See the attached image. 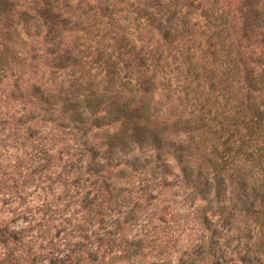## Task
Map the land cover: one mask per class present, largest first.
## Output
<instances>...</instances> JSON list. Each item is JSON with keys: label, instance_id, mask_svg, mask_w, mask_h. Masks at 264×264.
<instances>
[{"label": "clouds", "instance_id": "clouds-1", "mask_svg": "<svg viewBox=\"0 0 264 264\" xmlns=\"http://www.w3.org/2000/svg\"><path fill=\"white\" fill-rule=\"evenodd\" d=\"M0 5V264H264V0Z\"/></svg>", "mask_w": 264, "mask_h": 264}, {"label": "rangeland", "instance_id": "rangeland-1", "mask_svg": "<svg viewBox=\"0 0 264 264\" xmlns=\"http://www.w3.org/2000/svg\"><path fill=\"white\" fill-rule=\"evenodd\" d=\"M82 2H84V0H82ZM121 2H124V0H121ZM120 11H122V9H120ZM113 21H114V18L112 19V20H110L109 21V23L110 24H112L113 23ZM125 38H127L128 39V37H125ZM130 40V39H129ZM137 40H139V37H137ZM118 44V43H117ZM134 44V43H133ZM119 45V47L117 48V51L119 52H121V44H118ZM123 45V44H122ZM129 45V44H128ZM130 49V50H129ZM82 51H83V49H81ZM123 50V49H122ZM98 51H100L99 49H96L95 51H94V55L96 56V54L98 53ZM126 51H128L129 53H135V55L141 60V59H144V63H143V65H140V63H139V61H137V63H138V65L140 66V67H143V66H145L146 65V63H147V61H146V59H145V56H144V48L142 47V46H140L139 44H134V47H132V49H131V46H129V47H127L126 48ZM119 52V53H120ZM93 54V52H92V50H89V55H92ZM157 59L158 60H163L164 59V55H163V53H161L158 57H157ZM125 67H127V65H125ZM39 191H41V192H43L44 191V189L43 188H41V189H39ZM91 195V194H90ZM161 220L163 221V217H161ZM61 231H63V229H61V230H59V231H57L56 233H55V235H56V237H59L60 236V234H61ZM93 259H95V257H92Z\"/></svg>", "mask_w": 264, "mask_h": 264}, {"label": "trees", "instance_id": "trees-1", "mask_svg": "<svg viewBox=\"0 0 264 264\" xmlns=\"http://www.w3.org/2000/svg\"><path fill=\"white\" fill-rule=\"evenodd\" d=\"M6 10V6L5 5H0V11H5ZM118 44H121V52H120V55L117 57V59H120L121 56L124 55L125 52H128L126 51V48L131 46V49L132 47H134V44L131 40L125 38V37H121L118 41H117ZM123 44V45H122ZM129 44V45H128ZM123 49V50H122ZM130 50V49H129ZM129 53V52H128ZM136 56V55H135ZM66 59H71V56L70 55H66L65 57ZM104 59V53L102 50L98 51V53L96 54L95 56V61L94 62H97L99 63L100 61H103ZM136 60L139 61L140 65H143L144 63V59H139L137 56H136ZM61 66H63V64H61ZM115 62H113V70H115ZM94 155H98V153H94ZM91 193H89L88 195H90Z\"/></svg>", "mask_w": 264, "mask_h": 264}]
</instances>
